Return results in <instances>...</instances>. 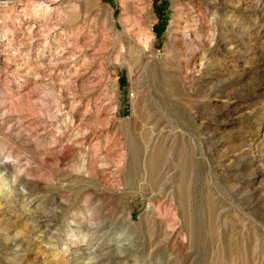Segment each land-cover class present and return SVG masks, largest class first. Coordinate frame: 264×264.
Returning a JSON list of instances; mask_svg holds the SVG:
<instances>
[{
    "label": "rangeland",
    "instance_id": "rangeland-1",
    "mask_svg": "<svg viewBox=\"0 0 264 264\" xmlns=\"http://www.w3.org/2000/svg\"><path fill=\"white\" fill-rule=\"evenodd\" d=\"M0 264H264V0H0Z\"/></svg>",
    "mask_w": 264,
    "mask_h": 264
},
{
    "label": "bare ground",
    "instance_id": "bare-ground-1",
    "mask_svg": "<svg viewBox=\"0 0 264 264\" xmlns=\"http://www.w3.org/2000/svg\"><path fill=\"white\" fill-rule=\"evenodd\" d=\"M146 11H147V10H146ZM146 13H147V12H146ZM148 14H149V13H148ZM147 16H148V15H147ZM140 17H141V16H140ZM146 18H147V17H146ZM138 19H139V18H138ZM143 21H144V19H143ZM143 21H142V23H143ZM144 30H145V29H144ZM145 32H146V31H145ZM142 33H143V32H142ZM144 36H145V35H144ZM148 36H150V35H148ZM146 37H147V36H146ZM146 37H145V38H146ZM143 39H144V38H143ZM146 39L148 40L149 38L147 37ZM147 45H148V44H147ZM147 45H146V46H147Z\"/></svg>",
    "mask_w": 264,
    "mask_h": 264
}]
</instances>
